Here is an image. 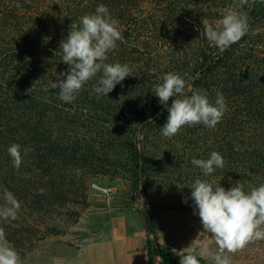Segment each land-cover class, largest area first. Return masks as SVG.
<instances>
[{"label": "trees", "instance_id": "1", "mask_svg": "<svg viewBox=\"0 0 264 264\" xmlns=\"http://www.w3.org/2000/svg\"><path fill=\"white\" fill-rule=\"evenodd\" d=\"M99 4L119 21L123 37L105 62L138 66L130 68V76L107 97L98 98L94 92L98 74L73 102L65 103L58 97L59 89H51L59 73L69 67L62 62L60 41L67 37L73 21L94 13ZM229 10L244 12L249 26L254 14L256 19L264 16V3L249 0L241 8L238 0H0V206H11L6 193L20 205L15 220L0 218L6 236L25 233V195L50 188L54 191L55 187L62 190L65 173L77 163L84 165L81 180L86 181L100 156L101 162L113 156L121 159L119 154L110 153L116 144L111 135L118 134L115 130L128 122L132 109L136 108L134 122L145 123L143 132L167 118L168 112L155 122H145L166 112L171 102L167 107L149 109L147 100L143 101L165 74L163 57L169 58L170 65L179 62L187 45L198 47L201 62L200 77L190 78L194 90L206 92L211 103L219 91L226 101L227 110L214 137L221 136L217 149L225 160L224 167L217 168L219 175L240 181L245 191L264 184V55L260 51L264 32L250 40L247 29L240 41L220 52L206 39L203 20L215 27ZM177 45L182 48L178 53L169 52ZM101 128L112 132L97 151ZM120 135L121 146L129 152L126 159L134 166L133 186L139 189L150 167V151L144 145L138 147L136 134L131 138L126 132ZM13 143L21 145L19 169L13 167L8 154ZM24 148L32 150L24 154ZM180 169L187 176L192 170L195 177L203 175L192 163ZM145 217L147 229L154 233L147 210ZM150 244L159 264H179L171 249H162L158 243L153 249L152 241Z\"/></svg>", "mask_w": 264, "mask_h": 264}, {"label": "rangeland", "instance_id": "2", "mask_svg": "<svg viewBox=\"0 0 264 264\" xmlns=\"http://www.w3.org/2000/svg\"><path fill=\"white\" fill-rule=\"evenodd\" d=\"M256 16L257 14H254L248 26L250 40L264 32V16L258 19ZM181 49V46L177 45L169 52L178 53ZM184 50L185 57L179 62L173 61L172 65L167 63L169 58H164L163 54L162 70L165 74L173 72L181 75L187 83L191 82L194 90V80L190 78L193 75L200 77L197 73L201 64L198 62V47L187 45ZM260 51L264 55V46L260 47ZM137 66L129 65V68L134 69ZM172 99L174 97L170 98L169 102ZM146 100L149 109L161 106L154 94H149L143 103ZM135 110L136 108L132 109L127 116L128 122L123 123L119 130H115L118 134H108L112 130L107 128L99 130L103 135L100 137V143L96 145L97 151L103 147L104 137L111 135L116 144L110 153L119 154L121 159L117 160L113 156L101 162L103 158L100 156L101 163H94L95 170L89 174L91 176L87 175L86 181L81 180L86 169L82 163H77L65 173L66 186L62 190L58 191L55 187L54 191L50 188L45 189L46 192L39 190L25 195V233L15 237L6 236L22 264H81L84 250L91 241L87 212L111 203L130 206L140 212L147 210L152 219L156 220V233L170 245L186 248L194 242L197 254L202 247H206L209 253H218L214 238L203 229L189 187L196 178H200L212 184L219 183L227 190L236 186V180L230 177L223 179L217 169L209 176L198 177L194 176L193 170V173L187 176L186 171L180 169L187 167L193 158L206 160L213 151L218 152L217 146L221 136L214 138L218 130L216 127L205 128L203 124L184 126L177 135L166 138L161 134L160 127L167 118L159 122L154 120L157 121L168 111L146 120L145 122L155 123L143 132L145 123L134 122ZM124 132L129 133V138L136 134L137 141H140L138 147L142 148L144 145L150 151V167L146 170L145 184L139 189L133 186L134 166L126 159L129 152L120 144V134ZM102 188L112 189L113 193L106 196L100 191ZM21 220L22 217L19 218V221ZM228 255L232 264H264V240L249 242L244 248Z\"/></svg>", "mask_w": 264, "mask_h": 264}, {"label": "clouds", "instance_id": "3", "mask_svg": "<svg viewBox=\"0 0 264 264\" xmlns=\"http://www.w3.org/2000/svg\"><path fill=\"white\" fill-rule=\"evenodd\" d=\"M252 3L257 0H251ZM264 3V0H259ZM241 8L249 0H238ZM247 16L242 11L229 10L215 27L203 20V32L208 42L220 52L227 50L246 34ZM123 39L119 21L113 18L104 4L97 5L94 13L86 14L73 21L68 35L60 41L62 62L68 65L66 72H61L57 80L52 82L51 89H59L58 97L65 103H71L84 85L99 76L94 92L97 97L108 96L117 84L130 76L127 64L106 63L107 54L116 47L117 41ZM66 79H61L65 77ZM158 97L159 103L167 107V120L161 128V134L172 138L184 126L203 124L215 128L227 110L223 93L217 91L214 103H211L206 92L193 90L191 84L177 73L169 72L161 77V82L151 88ZM189 93H191L189 95ZM32 149L24 148V154ZM13 167L19 169L22 163L21 145L13 143L8 147ZM204 176H209L217 168H223L225 160L216 151L208 159L191 161ZM236 186L225 189L219 183L212 184L196 178L189 187L191 199L194 201L203 229L211 234L218 246V253H209L202 247L197 254L193 244L179 253V264H200L199 257L212 255L214 264H232L228 253H235L254 240H264V184L245 192L240 181ZM5 199L11 206H0V218L15 220L19 203L6 193ZM0 264H22L14 246L6 238L0 228Z\"/></svg>", "mask_w": 264, "mask_h": 264}, {"label": "crops", "instance_id": "4", "mask_svg": "<svg viewBox=\"0 0 264 264\" xmlns=\"http://www.w3.org/2000/svg\"><path fill=\"white\" fill-rule=\"evenodd\" d=\"M87 226L91 241L86 246L81 264H159L151 253L152 234L146 227L142 212L130 207L108 204L87 212ZM157 243L169 247L179 257L181 245H170L156 233ZM214 254V253H211ZM200 264H214L212 255L199 257Z\"/></svg>", "mask_w": 264, "mask_h": 264}, {"label": "water", "instance_id": "5", "mask_svg": "<svg viewBox=\"0 0 264 264\" xmlns=\"http://www.w3.org/2000/svg\"><path fill=\"white\" fill-rule=\"evenodd\" d=\"M142 214H143V217H144L145 222H146L145 211H143ZM146 227H147V222H146ZM147 230H148V229H147ZM148 231H149V230H148ZM149 233L152 234V246H153V249H155V248H156V244H157L156 236H155L154 233H151L150 231H149Z\"/></svg>", "mask_w": 264, "mask_h": 264}, {"label": "built area", "instance_id": "6", "mask_svg": "<svg viewBox=\"0 0 264 264\" xmlns=\"http://www.w3.org/2000/svg\"><path fill=\"white\" fill-rule=\"evenodd\" d=\"M100 191L106 196H110L113 193L112 189H107V188H102L100 189Z\"/></svg>", "mask_w": 264, "mask_h": 264}]
</instances>
